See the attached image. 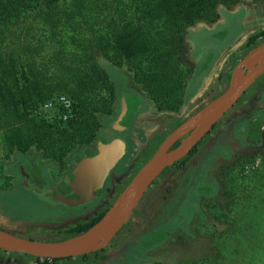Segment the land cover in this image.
<instances>
[{"label":"rangeland","instance_id":"obj_1","mask_svg":"<svg viewBox=\"0 0 264 264\" xmlns=\"http://www.w3.org/2000/svg\"><path fill=\"white\" fill-rule=\"evenodd\" d=\"M33 24L35 28L42 27ZM43 33L40 29L33 30L30 37L35 39L36 34ZM262 33L264 2L260 0H243L240 8L223 9L215 25L199 23L190 29L185 39L189 50L186 58L194 71L187 86V103L175 113L156 112L132 83L128 71L102 63L116 88V110L113 115L102 116V125L92 144L79 147L63 163L46 160L37 152L8 161L0 151V223L17 228L13 233L19 236L36 240L71 238L50 230L74 227V223L64 224L70 218L87 221L99 198L87 203L88 207L83 206L86 204L72 207L66 198L58 197L55 201L50 194L56 180L68 175L76 160L85 158L78 153L80 149L97 145L98 153L102 141L119 139L125 143V154L106 182L110 187V180L115 181V193L110 198L115 202L172 130L229 87L235 75H239L237 68L244 58L264 43L261 39L255 47L247 49L250 38ZM16 34L12 33L11 39L17 38ZM54 48L56 45L47 46L49 52ZM263 82L264 76L202 142L191 162L185 159L175 164L151 183L127 224L106 251L100 253L108 258V264H146L153 260L162 264H264V148L247 149L244 136L235 129L227 130L229 120H236L246 99ZM61 98L71 102L65 95L56 96L44 109L54 112L61 106ZM133 98L140 100V108L132 120L127 113ZM223 130L231 138L226 141L230 145L221 136L211 150L207 148ZM246 157H254L253 170L244 174L237 171L242 167L232 170ZM31 163H37L41 172L37 174L32 165H27ZM39 174L45 188L34 178L40 177ZM102 262L92 255L83 264Z\"/></svg>","mask_w":264,"mask_h":264},{"label":"trees","instance_id":"obj_2","mask_svg":"<svg viewBox=\"0 0 264 264\" xmlns=\"http://www.w3.org/2000/svg\"><path fill=\"white\" fill-rule=\"evenodd\" d=\"M242 1L0 0L2 158L10 161L37 152L46 160L63 163L79 147L92 144L102 116L116 110V88L104 62L128 71L156 112H178L187 103L194 71L186 58V33L199 23L215 25L223 9L240 8ZM34 22L42 27L35 28ZM38 29L43 35L30 37ZM12 33L17 38L11 39ZM262 38L264 33L248 43ZM48 45L57 48L49 52ZM61 95L71 100L70 112L62 105L54 112L44 109ZM131 102L128 119L139 110L138 101ZM252 158L240 160L232 170L242 167L237 171L243 174L253 170ZM34 178L39 183V177ZM103 215L78 226L74 233H85Z\"/></svg>","mask_w":264,"mask_h":264},{"label":"water","instance_id":"obj_3","mask_svg":"<svg viewBox=\"0 0 264 264\" xmlns=\"http://www.w3.org/2000/svg\"><path fill=\"white\" fill-rule=\"evenodd\" d=\"M237 70L239 75H235L224 92L166 137L92 228L62 241H46L18 236L13 233L17 229L13 226L9 230L0 227V250L40 260H61L106 249L127 224L151 183L168 168L185 160L264 76V43L246 56ZM263 110L264 100L257 104L253 113L256 115ZM124 154L125 143L121 140L102 141L96 155L75 161L73 170L62 179L60 196L66 198L72 207L95 201L101 196L106 179Z\"/></svg>","mask_w":264,"mask_h":264},{"label":"flooded vegetation","instance_id":"obj_4","mask_svg":"<svg viewBox=\"0 0 264 264\" xmlns=\"http://www.w3.org/2000/svg\"><path fill=\"white\" fill-rule=\"evenodd\" d=\"M259 40H261V39L256 40L252 45H249V43H248L246 48L250 49L252 47H255L259 43ZM263 94H264V82L257 88V90H255L252 94H250V96L246 99V101L244 103V106L242 107V110H240V112L236 115L237 116L236 120H232L231 119L232 121L229 120L230 122L228 123L229 124L228 125L229 126L228 127L229 131H232L233 129H235L239 134L244 136L245 143H246V145L248 144V146H245L247 149L254 150V149H259V148L263 149L264 148V114L262 116H260L261 115L260 112H258L256 115H254V113H253L255 108H256V106H257V104L259 102H261L262 100H264V98H262ZM217 125L214 127L212 132L217 128ZM222 137H223L222 140L226 144H228L226 141H228V139H231L230 136H228V135L225 136L224 135ZM218 142H219V140H218ZM237 143L239 144V146H242V144L240 142H237ZM201 144L202 143H200L199 146ZM228 145H230V144H228ZM198 149H199V147H198ZM198 149L195 151V153L198 151ZM78 153L81 155V157L94 156V155L97 154V145H95V146L91 145L89 147L82 148V149H80V151ZM191 156H188L186 158V160L191 158ZM27 165H29V166L32 165L37 174L39 172H41V168H40V166L37 163H34V164L31 163V164H27ZM72 168H73V164L70 166L69 171ZM68 175H66L65 177H67ZM109 176H108V178H109ZM39 178L41 179V175H40ZM108 178L106 179V182H107ZM60 179L61 178H58V180H56L54 188H53V190H52V192L50 194V198H52L55 201H56V198H58L57 196H60L59 193L61 191L60 187H61V182H62V180H60ZM40 181L43 182V179H41ZM106 182H105V184L103 186L102 194L99 197V203L97 204L96 207H94V209L92 210V213L90 214L92 217H90L89 219H86L87 221H85V222L78 221V220H82V219H79L78 217H76V218L72 217L73 219H71V218L70 219H66L64 221V224H66L68 222L74 223V227H72V228H62V227L60 228L59 227L58 229L50 230V231H52V232L56 231L55 232L56 235L65 236V238L68 237V236H72L73 237V236L79 235L77 233H74V229H76L78 226L84 225L86 223H90L93 220H95L96 218H98L99 216L105 214L106 211L110 208V206L114 203L113 201H111L110 198L113 195V193H115V188H116V185L114 184L115 181H113L112 179L110 180V187L106 186ZM39 184H40V182H39ZM61 197H63V196H61ZM86 205H83V206H85V207L89 206V205H87V206ZM31 238H33V237H31ZM105 251L106 250L104 249V250H102L100 252L89 254V255H86V256L72 257V258H68V259L55 260V261L51 262L50 264H56L58 261H62V260H67L68 263L72 262V264L73 263L74 264H83L86 260H89V258L92 255L93 256H95V255L97 256V261H100V262L103 261L102 262L103 264H108V260H107L108 258L104 257V256L101 257V254H100V253L105 252ZM98 258H101V259H98ZM78 259H80V260H78ZM43 261L44 260L40 261L38 259V264H41V262H43Z\"/></svg>","mask_w":264,"mask_h":264},{"label":"crops","instance_id":"obj_5","mask_svg":"<svg viewBox=\"0 0 264 264\" xmlns=\"http://www.w3.org/2000/svg\"><path fill=\"white\" fill-rule=\"evenodd\" d=\"M229 113L225 117H227L229 115ZM224 132H225V130H223V132H220L218 134V136H217V139L212 141L207 148L210 147V150H211V148L214 145V142H218L219 138H221V135L224 136ZM189 159H190L189 162H191L192 158H189ZM186 170H187V168H186ZM3 191H6V190H3ZM3 191H1V192H3ZM0 227L5 229V230H9L10 229V226L7 225V226L4 227L1 223H0ZM29 238H31V237H29ZM18 255H21V254L8 253V252H4V251L0 250V264H38V262H37L38 259L37 258H34V257H32V258L17 257ZM29 257H31V256H29ZM33 259H37L36 262ZM56 264H68V261L67 260H62V261H58Z\"/></svg>","mask_w":264,"mask_h":264},{"label":"built area","instance_id":"obj_6","mask_svg":"<svg viewBox=\"0 0 264 264\" xmlns=\"http://www.w3.org/2000/svg\"><path fill=\"white\" fill-rule=\"evenodd\" d=\"M60 103L63 107H65V109L70 112V109L72 108V103L67 100L66 98H61L60 100Z\"/></svg>","mask_w":264,"mask_h":264}]
</instances>
